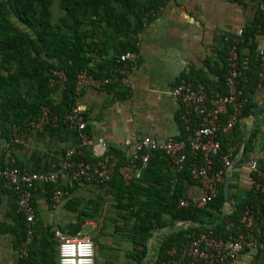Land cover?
I'll list each match as a JSON object with an SVG mask.
<instances>
[{"label":"trees","instance_id":"16d2710c","mask_svg":"<svg viewBox=\"0 0 264 264\" xmlns=\"http://www.w3.org/2000/svg\"><path fill=\"white\" fill-rule=\"evenodd\" d=\"M56 1L0 0V135L7 141H10L15 127L26 129L27 121L41 115L43 107H48L52 114L65 117L75 102L78 74L85 70L98 77L107 76L110 69L117 65V58L122 53L138 51L140 32L170 0H58L60 12L57 17L54 5ZM261 23V18H258L244 30L239 53L242 46L250 43L255 54L256 35L261 31ZM226 48L222 58L223 66L217 64L216 67H211V60H207V66L218 77L217 81L196 73L185 75V79L192 81L195 86L204 85L211 95L217 92L226 94L228 47ZM98 57L100 60H97ZM240 65L242 76L239 86L245 99L240 117L244 118L258 107L256 93L264 81L261 80L260 63L256 58L251 60L249 66L244 63ZM54 71H63L67 76L62 90L57 85H52ZM58 90L62 97L55 100L53 95ZM232 110L229 108L228 113L221 115L222 126L228 122ZM45 128L50 135L63 134L65 138L73 139L74 144L80 141L77 131L63 121L57 125L49 123ZM183 128V135L177 139L187 138L186 127ZM222 132L225 131L221 129L219 132L222 152L228 153L230 138L234 135L241 141L242 128L239 123L231 133ZM257 132L255 129L246 143L245 157L253 149ZM86 152V159L92 158L91 152ZM108 153L120 157L122 163L127 162V156L122 150L109 148ZM238 154L239 149L233 159ZM194 158V154L188 149L186 165L181 172H177L169 166V160L158 152L140 178L126 184L117 172L109 182L97 185L105 190L104 194L87 204L83 197L72 196L75 186L46 184L44 187L51 197L56 187H65L68 194L64 198L63 207L75 214L76 219L66 224H49L39 216L33 196L34 236L28 244L27 254H19L18 264H59V239L55 230L58 228L66 236H75L83 230L88 219L96 221L103 218L108 196L112 198L110 206L113 214L106 217L114 222L115 228L126 231V238L134 246L129 252L134 264L142 263L147 253L148 240L153 233L158 229L169 228L176 220L193 219L205 226L185 224L163 234L153 264H161L178 256L191 239L204 230L211 229L225 239L238 234L243 230L240 218L248 207L261 206V224L264 228V193L251 190L245 196L237 198L233 193L235 185L231 180L229 195L234 199L236 209H231L233 212L223 220L221 217L226 212V179L218 186L216 196L203 207L179 206L180 200L188 197L184 181H194L190 172ZM4 166L5 162L2 161L0 167ZM221 167V163L216 162L215 169ZM0 183L4 186L3 180ZM6 190L13 194L15 200V224L12 231L14 246L19 250L28 239L26 216L18 210L13 191L8 188ZM173 248L177 249V255L170 254Z\"/></svg>","mask_w":264,"mask_h":264},{"label":"crops","instance_id":"0c3cea01","mask_svg":"<svg viewBox=\"0 0 264 264\" xmlns=\"http://www.w3.org/2000/svg\"><path fill=\"white\" fill-rule=\"evenodd\" d=\"M259 2L260 0H170L140 32L136 51L138 65L125 76L124 81L105 89L89 88L82 92L81 108L85 112L88 133L94 140V144L88 149L91 154L100 155L102 143L106 144L107 150L119 149L127 156L126 149L122 147L125 140L135 142L146 137L164 141L169 137H181L186 123L180 100L172 93L173 87L185 75L193 73L203 74L217 81L218 77L207 66V60H211V67L224 65L222 58L227 51L224 33L235 34L240 28L245 30L255 23L260 18ZM256 44L264 48L260 33L256 35ZM240 55V63L249 66L251 60L255 59L250 43L241 47ZM53 97L60 100L61 91L58 90ZM255 99L259 105L264 101V84L259 87ZM240 126L243 132L241 141L234 135L229 140L235 147L234 154L238 149L239 154L226 177V180L228 178L235 185L233 193L237 198L252 190L248 163L254 155L264 151V107L255 118H242ZM255 129L258 132L253 149L241 159L244 141L250 138ZM8 142L0 135V163L4 161V149ZM73 145V139L65 138L63 134L50 135L44 130L29 137L25 145L16 146L15 156L19 163L34 172L60 171L62 155ZM168 163L175 169L170 160ZM61 182L75 186L72 196L83 197L85 204L105 192L96 184L70 182L64 175H61ZM1 184L0 264H18L20 250L14 246L12 231L15 224V200L13 194ZM183 184L187 196L203 192L198 182L184 181ZM44 186L38 185L33 193L39 216L52 225L75 220L76 215L67 211L63 204L54 206L52 197ZM229 198L235 205L230 195ZM111 199L108 196L107 201L105 200V217L96 221L88 219L82 231L90 235L92 240L95 239V264H134L129 255L134 246L126 238V231L115 228L114 222L106 217L113 214ZM231 209L233 208L226 204L225 211L230 212ZM166 233H157L151 241L146 264H153L156 260L162 235ZM173 250L177 251L176 248L171 251ZM227 264H264V252L247 249L229 259Z\"/></svg>","mask_w":264,"mask_h":264},{"label":"built area","instance_id":"2783aa9c","mask_svg":"<svg viewBox=\"0 0 264 264\" xmlns=\"http://www.w3.org/2000/svg\"><path fill=\"white\" fill-rule=\"evenodd\" d=\"M261 38L264 41V0L259 4ZM228 47V75L226 94H209L204 85L195 86L187 79H182L173 87V95L180 100L183 108V120L188 132L186 139L169 137L164 141L151 138H142L131 142L125 140L122 147L127 151V162L122 163L120 157L108 153L106 144H100L102 153L92 155L86 159L87 152L94 140L87 132V120L85 112L81 108L82 92L89 88L105 89L113 84L122 83L125 76L138 65V53L128 51L117 58V65L112 67L105 77H98L89 71H81L77 76L76 98L70 111L65 117L52 114L48 107H43L42 114L26 123V129L15 127L14 135L4 149L5 166L0 167V180L4 186L16 195L18 210L26 216V232L28 239L20 254L26 255L28 244L34 236L33 225L35 212L32 204L33 193L40 184L61 182V175L66 176L70 182L85 181L91 184L109 182L118 172L124 182L129 184L132 180L140 178L143 170L150 160L158 153H162L177 172H181L187 161V151L190 149L195 156L190 172L192 179L198 182L203 189L200 195H190L180 200L179 206L203 207L217 192L218 186L224 182L228 170L233 165L235 147L229 143L228 153L222 152V144L219 139L221 129L231 133L235 126L242 120L240 109L245 102L243 92L239 86L242 76L240 65L239 45L244 40V29L240 28L231 34L225 32ZM255 58L260 63V76L264 81V48L257 46ZM52 85H57L62 90L67 82V76L63 71H54ZM232 108L228 122L222 126L221 115L228 113ZM60 121L69 124L76 130L79 142L68 148L61 158L60 171L34 172L18 162L15 156V148L25 145L29 137L44 132L46 125H57ZM89 151V150H88ZM216 162L222 167L215 169ZM251 171L249 181L254 192L264 193V151L254 155L249 160ZM68 191L64 186L56 187L52 194L55 207L63 204ZM261 206L248 207L242 214L240 222L243 230L238 234H232L225 239L207 229L194 236L185 246L183 251L175 257L163 261L161 264H227L228 260L247 249H259L264 252V228L261 224L263 212ZM59 239V264H80L81 261L95 264V245L90 235L83 231L75 236H66L60 229L55 230ZM177 255V251L170 252Z\"/></svg>","mask_w":264,"mask_h":264},{"label":"water","instance_id":"95a60500","mask_svg":"<svg viewBox=\"0 0 264 264\" xmlns=\"http://www.w3.org/2000/svg\"><path fill=\"white\" fill-rule=\"evenodd\" d=\"M263 107H264V101L260 104V105H258V107L248 116L249 118H255L259 113H260V111L263 109ZM247 139H245V141H244V146H243V150H242V154H241V159L244 157V155H245V152H246V143H247ZM224 191H225V202H226V204L227 205H230L233 209H236V205H233L232 203H231V201H230V198H229V179L227 178V180H226V183H225V189H224ZM231 212H233V210L232 211H230V212H225L223 215H222V217H221V220H223L224 219V217L227 215V214H229V213H231ZM220 220V221H221ZM185 224H194V225H199V226H205V224L204 223H202V222H200V221H197V220H193V219H185V220H176L174 223H173V225L172 226H170L169 228H167V229H158V230H156L154 233H153V235L150 237V239L148 240V243H147V246H148V250H147V253H146V256L144 257V259H143V261H142V263L141 264H146L147 263V259H148V257H149V255H150V245H151V241L154 239V237H155V235L157 234V233H159V232H169V231H172V230H174L175 228H177L178 226H182V225H185ZM217 225V223L216 224H214L212 227H215Z\"/></svg>","mask_w":264,"mask_h":264},{"label":"rangeland","instance_id":"374dc122","mask_svg":"<svg viewBox=\"0 0 264 264\" xmlns=\"http://www.w3.org/2000/svg\"><path fill=\"white\" fill-rule=\"evenodd\" d=\"M54 5H55V14H56L55 16L57 17L59 12H60L58 0L56 1V3ZM119 263H121V262H119Z\"/></svg>","mask_w":264,"mask_h":264},{"label":"clouds","instance_id":"9594fccd","mask_svg":"<svg viewBox=\"0 0 264 264\" xmlns=\"http://www.w3.org/2000/svg\"><path fill=\"white\" fill-rule=\"evenodd\" d=\"M80 264H90V262L81 261Z\"/></svg>","mask_w":264,"mask_h":264}]
</instances>
